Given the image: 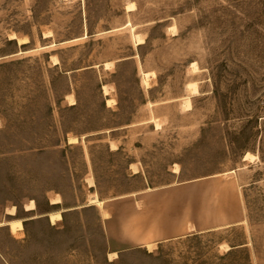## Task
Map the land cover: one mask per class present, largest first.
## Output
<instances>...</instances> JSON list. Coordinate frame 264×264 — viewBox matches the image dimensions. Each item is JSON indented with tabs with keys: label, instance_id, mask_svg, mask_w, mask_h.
<instances>
[{
	"label": "rangeland",
	"instance_id": "374dc122",
	"mask_svg": "<svg viewBox=\"0 0 264 264\" xmlns=\"http://www.w3.org/2000/svg\"><path fill=\"white\" fill-rule=\"evenodd\" d=\"M0 224V264H264V0H0Z\"/></svg>",
	"mask_w": 264,
	"mask_h": 264
},
{
	"label": "bare ground",
	"instance_id": "6f19581e",
	"mask_svg": "<svg viewBox=\"0 0 264 264\" xmlns=\"http://www.w3.org/2000/svg\"><path fill=\"white\" fill-rule=\"evenodd\" d=\"M134 7H135V6H134L133 3H129L128 5H126V9H127V10H130V11H131V9H133ZM128 23H129V22H128ZM130 26H131V25H130ZM171 30H172V29H171ZM134 34H135V43H136V44H137V43H141V42L144 41V38H143L142 36H140V34H138V33H134ZM134 34H133V35H134ZM10 37H12V38L15 37V38L17 39L18 42H23V41H25V37H16L15 35H11ZM54 62H55V63L58 62L57 58H54ZM104 63H105V66H108L109 64L112 63V61H106V62H104ZM109 66H110V65H109ZM192 66H193L194 68L196 67L195 61L192 62ZM193 67H192V68H193ZM193 70H194V69H193ZM152 74H154L152 70H150V71H142V72H141V79H142L143 83H144L146 86H148V83H149V82H148V79H149V77H150ZM150 79H151V78H150ZM188 85L192 86V89H193V90H196V83H195V82H189ZM102 89H103V92H104V93H108V88H107L106 84H102ZM189 92H191V90H189ZM195 92H196V91H195ZM190 94H191V93H190ZM69 96H71V95H69ZM65 97H66V96H65ZM69 98H70V101H69V102H71V103H74V102H75L74 98H72V97H69ZM110 102H111V99H110V98H106V103L109 104ZM184 103H185L187 106H190V99H189V96H188V95H186V96L184 97ZM112 104H113V103H112ZM110 105H111V104H110ZM187 109H188V108H187ZM156 126L159 127V123L156 122ZM68 139H69L68 141H76V140H77V139H76V136H70ZM113 144H114V143H113ZM110 146H111V145H110ZM112 147H113V146H112ZM115 148H116V147H115ZM254 155H255V154H251L250 152H246V153L244 154V158H245V159H250V160H251V158H252ZM256 156H257V155H256ZM252 159H253V158H252ZM173 171H175V172H179V169L175 167ZM91 178H92V177H91ZM91 178L88 179V180H89L88 183H89L90 186H92V185L94 184V181H93ZM103 201H104V200L98 198V196H97V194H96L95 192H93L92 194H90L89 197H88V203H89V204H95V205L101 206ZM59 202H61V198L59 197V195L50 198V203H52V204H57V203H59ZM33 208H35V202H34L33 200H30L28 203L25 204V210H28V211H29V210H32ZM9 214H15V207H12V208L10 209ZM47 216H48V218H49V220H50L51 223H55L57 220L61 219V213H60L59 210L51 211V212L47 213ZM57 222H58V221H57ZM3 224H6V225L9 226L10 230L12 231L11 233L17 232V230L22 229V227H23L22 219H20V218H14V219L8 220V221L4 222ZM0 225H1V224H0ZM189 227H193V226H189ZM147 246L149 247V246H151V245L148 244ZM148 247H147V248H148ZM223 247H224V246H223ZM227 247H228V246L224 247V249L227 248ZM109 256H110V258H112V257L117 256V254H116V253H111V254H109Z\"/></svg>",
	"mask_w": 264,
	"mask_h": 264
},
{
	"label": "crops",
	"instance_id": "0c3cea01",
	"mask_svg": "<svg viewBox=\"0 0 264 264\" xmlns=\"http://www.w3.org/2000/svg\"><path fill=\"white\" fill-rule=\"evenodd\" d=\"M143 188H146V189H148V188H152V187H150V186H146V187H143ZM167 188H183V186H169V187H167ZM103 200V199H102ZM62 202V201H61ZM61 202H59V203H61ZM49 203H50V198H49ZM59 203H57V204H52V203H50L52 206H55V205H58ZM34 209V208H33ZM32 209V210H33ZM51 210H60V213H61V209H59V208H52V209H48L47 211H45V216L47 217V219H48V221L50 222V220H49V218H48V216H47V213H49V211L51 212ZM26 211H28V210H26ZM30 211V210H29ZM61 218H62V215H61ZM60 220V219H59ZM58 221V220H57ZM56 221V222H57ZM55 222V223H56ZM237 222H239V221H229V222H227V223H225V224H234V223H237ZM51 223V222H50ZM4 225H6V224H4ZM222 224H216V225H209V226H205V227H202L201 229H199V230H197L196 229V227H194L193 225H191V226H193V227H189V228H187L186 230H192V229H194L195 231H205V230H208V229H214V228H217V227H219V226H221ZM181 230H179V231H176V232H168V233H166V234H164L162 237H160V239H167V238H171V237H177V236H180L182 233H183V231H184V227L183 228H180ZM148 244H150V242H146V243H144V245H148ZM117 250V249H116ZM116 250L115 249H113V250H110V251H108L109 252V254H111V253H116L117 254V252H116Z\"/></svg>",
	"mask_w": 264,
	"mask_h": 264
}]
</instances>
